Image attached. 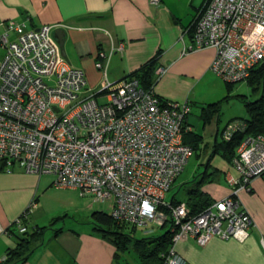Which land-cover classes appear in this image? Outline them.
<instances>
[{
	"label": "built area",
	"instance_id": "built-area-1",
	"mask_svg": "<svg viewBox=\"0 0 264 264\" xmlns=\"http://www.w3.org/2000/svg\"><path fill=\"white\" fill-rule=\"evenodd\" d=\"M54 29L0 22V163L6 172L49 175L57 188L114 203L111 218L121 226L162 228L171 220L175 235L164 264H188L176 250L183 239L200 246L214 238L245 242L254 220L238 194L264 175V133L246 136L238 147L232 163L238 177L228 178L231 195L189 218L187 204L172 207L166 194L194 153L183 139L190 106L162 99L136 79H104L101 90L90 89L86 72L64 57ZM193 37L197 49L216 51L215 74L228 84L248 82L264 61V0H206ZM122 51L124 43L114 40L109 53H98L96 67ZM165 72L156 70L158 80ZM245 127L231 124L225 141ZM35 206L12 224L18 234L28 232ZM2 233L7 230L0 226Z\"/></svg>",
	"mask_w": 264,
	"mask_h": 264
},
{
	"label": "crops",
	"instance_id": "crops-1",
	"mask_svg": "<svg viewBox=\"0 0 264 264\" xmlns=\"http://www.w3.org/2000/svg\"><path fill=\"white\" fill-rule=\"evenodd\" d=\"M205 3L206 0H160V5L155 6L151 0H0V22L25 24L27 30L54 26L59 44L56 32L62 31L64 57L86 72L89 88L94 91L101 90L104 79L119 82L157 59L156 67L166 72L155 93L165 100L189 104L191 112L185 125L188 131L202 136L195 123L203 122V108L222 101L208 97L201 87L213 78L211 66L216 56L214 49H197L193 37L194 22ZM112 40L124 43V51L99 59L103 69H98V53H109ZM4 55L5 50L0 48V64ZM193 110L199 114L196 120ZM214 120L210 123L214 124ZM206 127L203 123V130ZM219 129L217 126V137L222 133ZM230 176L235 177L228 172L227 185L216 182L205 185L203 190L215 202L230 196ZM250 188L238 194L254 220L250 237L245 242L214 238L204 246L193 239H183L176 250L188 264H264V175L255 178ZM34 204L27 220L29 231L37 226L48 227L64 216L73 218L80 228L68 226L56 236L54 231L51 236L46 234L45 244L23 264H124L122 258L116 259L118 252L112 243L96 233L91 224L93 213L111 214L114 203L107 207L91 196H80L76 190L57 188L49 175L28 174L17 168L7 173L1 163L0 226L7 233L0 234V259L17 246L12 224ZM106 208L111 211L106 212ZM86 224L91 228L81 227Z\"/></svg>",
	"mask_w": 264,
	"mask_h": 264
},
{
	"label": "trees",
	"instance_id": "trees-1",
	"mask_svg": "<svg viewBox=\"0 0 264 264\" xmlns=\"http://www.w3.org/2000/svg\"><path fill=\"white\" fill-rule=\"evenodd\" d=\"M194 27V25H193ZM157 59H153L146 66H144L140 71L128 76L125 79H136L139 81L140 85L146 89L150 90L155 88L158 83V77L156 75ZM264 75V62H260L252 69L251 77L248 83H254L258 80H262ZM230 85V84H229ZM223 100L210 104L203 108L202 120L204 125L209 123L211 119L218 118L215 114L221 109V104ZM248 112L249 118L244 122L246 124L244 131H239L234 134L230 141H223L221 143L215 144L214 155L222 153V156L226 158L230 164L233 163L234 158L237 156V149L240 146L243 139L248 135H259L264 133V97L255 102H244ZM189 105V104H188ZM190 106V105H189ZM183 139L186 144L192 147L195 152L199 149L203 137L195 134L194 132L188 131L185 125L183 127ZM221 171H215V179H211L209 173L200 174L194 177L190 182L184 183L179 186L177 192L173 194L171 198L172 207H176L179 204L185 202L190 209L189 218L198 216L205 209L211 206L215 201L206 193L203 188L207 184H212L218 182L217 177ZM177 182V181H176ZM176 184V183H175ZM175 186V185H174ZM169 212V210H166ZM65 217H60L55 220L58 222L64 220ZM94 218L93 225L96 233L101 235L104 239H107L116 248L117 254L116 259H121L122 255L127 252H134L140 264H164V258L169 254V251L173 245V237L175 232H172V221L169 220L162 228L170 225L168 231L157 237H147V238H136L135 233L138 229L130 227L127 225H118L112 218L111 214H106L103 212H95L92 214ZM101 222L108 221L109 226L101 224ZM55 224V223H54ZM130 228V232L127 229ZM10 229V228H9ZM64 228L54 230V235H58L63 231ZM49 227H35L31 231L24 234H18L15 230L11 229L12 232L17 236V246L14 249H9L5 261L0 264H23L25 263L29 256L39 247L45 244L46 232Z\"/></svg>",
	"mask_w": 264,
	"mask_h": 264
},
{
	"label": "rangeland",
	"instance_id": "rangeland-1",
	"mask_svg": "<svg viewBox=\"0 0 264 264\" xmlns=\"http://www.w3.org/2000/svg\"><path fill=\"white\" fill-rule=\"evenodd\" d=\"M212 73L214 72L212 71ZM211 75L213 78H208L204 84H201V87L203 91L208 93V97L211 96V98L218 101L223 100L221 109L219 112L215 113L216 115L218 114L217 117L219 116L218 120L216 118V120H214V124H211L210 122L207 123L205 130H203V122H201V120L199 125H196L195 123V128L197 130L199 129L200 134L203 137L202 143L199 149H197L191 156L185 170L179 176L175 186L166 194V200L168 202L171 201L173 194L177 192L180 185L190 182L194 179V177H197L200 174H204L206 172L209 173V180H211L215 179V171L220 170L221 173L217 179L218 183L220 182L222 185H227V180L225 177L227 176L228 172L237 177L234 167L226 158L222 156L221 152H219V154L216 153V155L213 156L215 150L214 146L216 142L221 143L225 141L223 132L226 131L231 124L236 122H244V120L249 118V112L244 102H255L264 97V75L262 80H258L254 83L242 82L230 85L217 74L214 73ZM99 102L103 104L106 102V100L101 99ZM192 114L193 119L196 120V117L199 114L196 112V110H193ZM217 126L220 128L219 130L222 131L218 137L216 135ZM215 136L217 137V141H215ZM106 204L108 207L111 203L109 202V204ZM105 210L106 212H110L111 208H106ZM98 221L106 227L109 226L108 221ZM74 222L75 220L73 218L70 219V217H65L64 220H60L55 224L49 225V230L46 232V234L51 236L54 230L59 228H69L68 226H73L78 230L80 227ZM81 227L91 228V225L86 224L82 225ZM169 228L170 225L165 228L153 225L146 229H138L135 233V237L139 239L157 237L164 234L169 230ZM127 232H130V228L127 229ZM121 262L124 264H138L139 259L134 252L130 251L123 255Z\"/></svg>",
	"mask_w": 264,
	"mask_h": 264
},
{
	"label": "water",
	"instance_id": "water-1",
	"mask_svg": "<svg viewBox=\"0 0 264 264\" xmlns=\"http://www.w3.org/2000/svg\"><path fill=\"white\" fill-rule=\"evenodd\" d=\"M57 36H58V39L60 41V46L62 47L63 44H64V34L62 33V31L58 30L56 32Z\"/></svg>",
	"mask_w": 264,
	"mask_h": 264
}]
</instances>
